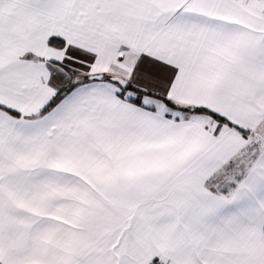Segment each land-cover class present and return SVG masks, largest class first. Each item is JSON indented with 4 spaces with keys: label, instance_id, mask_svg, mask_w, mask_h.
Wrapping results in <instances>:
<instances>
[{
    "label": "snow or ice",
    "instance_id": "1",
    "mask_svg": "<svg viewBox=\"0 0 264 264\" xmlns=\"http://www.w3.org/2000/svg\"><path fill=\"white\" fill-rule=\"evenodd\" d=\"M0 264H264V0H0Z\"/></svg>",
    "mask_w": 264,
    "mask_h": 264
}]
</instances>
